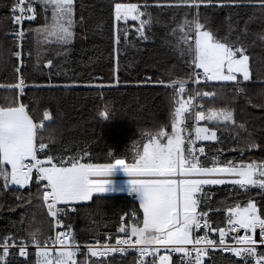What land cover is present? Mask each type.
Here are the masks:
<instances>
[{
  "label": "snow or ice",
  "instance_id": "snow-or-ice-1",
  "mask_svg": "<svg viewBox=\"0 0 264 264\" xmlns=\"http://www.w3.org/2000/svg\"><path fill=\"white\" fill-rule=\"evenodd\" d=\"M113 2L114 13L110 28L117 54L122 44L129 43L130 20L139 22V26L135 28L139 39L149 40L151 28L158 22L149 10L152 6L148 3L138 5L115 0ZM36 5L40 6L44 23L26 30L23 25L37 19ZM249 5L258 8L260 16L264 17V0H157V8L186 7L195 10L191 19L186 15L172 29L171 35L177 37L176 44L164 42L179 53L190 71L186 73L187 78L174 79L169 85H165L174 89L171 98L174 110L170 112L171 132L164 130L166 125L155 130H141V141L146 142H134L132 163L126 162L125 158H114L113 162L104 164L82 163L80 159L72 157L67 162L68 166H64L65 161L58 165L54 162V156L46 154L48 145L41 135L44 121H51L52 114L45 110L40 123H34V117L29 114L25 104L20 103L16 97H5L4 103L0 104V179L3 180V189H24L35 179L36 198L42 200L48 215L54 219L55 226L70 229L69 225H62L64 209L58 205L91 201L95 196H102L107 191L105 185L109 183L106 177L120 166L134 177L132 184L135 186L134 191L140 194L139 208L143 210L142 227L133 225L131 234L126 238H118L115 246L105 244L96 250L88 245V252L92 257H105L135 248L140 254L139 264H145L143 258L149 255L153 257L152 264H157V256L158 264H176L171 254L180 256V264H205L209 251L218 249L222 253L238 257L242 264H251V261L264 264V252L258 251L259 248H264V161L258 163L253 159L252 162L245 163L241 159L237 163L221 159L223 148H216L215 154L209 157L205 142L221 143L218 131H226L231 127L243 129L246 133H238L234 137L241 147L233 148L232 151H239L242 157L248 150L264 151V143L257 142L253 134L247 133L243 124L237 125L234 112L229 108L208 107L205 111L202 110L203 103H194L197 100H216L222 97L229 82L237 92L245 91L240 87L239 78L250 81L251 71L248 47L243 37L247 34L248 23L256 15L254 13L249 18L245 28L238 30L240 34L233 39L237 30L232 27L231 17L228 18V34L221 36L200 9ZM76 8V0H13L9 21L18 29L11 33L18 50L13 51L12 55L20 59L23 65V44L28 35H34L37 60L41 59V45L54 44L58 49L57 55L68 56L76 38L77 26L83 30L88 24L82 6L79 19L76 18ZM49 11L50 17L47 15ZM257 35L264 40V32ZM31 54L30 52L29 56ZM55 67L54 58H48L44 68L52 71ZM15 72L20 74L21 67H17ZM152 79L146 77L144 83L152 82ZM190 81L201 87H207L211 83L215 90L189 88ZM156 83L164 85L163 80H157ZM119 84L117 75L115 83L108 85L74 81L70 85L49 83L36 87L104 88L117 87ZM7 88L13 92L18 89L22 95L26 88L25 78L20 75L18 83L8 85ZM259 107L264 109V104ZM112 116L113 113L107 107L99 113L104 121H110ZM192 121L195 124L190 128ZM202 121L205 122L204 126H200ZM209 123L213 126H207ZM48 139L51 141V137ZM38 153L45 154L46 159H39ZM227 185L241 190L237 195H246V201H238L234 205H226L221 201V208L214 209L209 203L212 193L208 189ZM254 189L258 190L259 200L250 195ZM204 207L208 210L201 211ZM220 211L225 212L226 227L214 226L210 219L209 213ZM198 231H203L204 235H196ZM241 231L243 235L240 234ZM119 232L127 234L128 229L121 225ZM210 232L218 233V241L210 238ZM132 237H135L134 241ZM29 238L38 250V264H76L73 257L79 251V246L75 244V237L70 230L58 231L54 238L43 241L41 233L35 231L29 234ZM228 238L232 243H227ZM51 245L59 246L54 249L55 255L51 254ZM0 248V264H7L10 249L18 248L20 257L28 256V244L24 240L18 241L14 235L4 237ZM161 249L164 250V255H159ZM40 257L43 258L42 261Z\"/></svg>",
  "mask_w": 264,
  "mask_h": 264
},
{
  "label": "trees",
  "instance_id": "trees-1",
  "mask_svg": "<svg viewBox=\"0 0 264 264\" xmlns=\"http://www.w3.org/2000/svg\"><path fill=\"white\" fill-rule=\"evenodd\" d=\"M12 2L13 0H0V104L4 103L5 97L18 98L20 103L27 106L29 114L33 115L34 123L37 124L43 119L45 110L52 114L51 121H44L41 135L45 137L44 143L48 145L46 154L54 156L55 163L65 161L66 166L72 157L80 159L82 163L104 164L113 162L114 158H125L126 162L132 163L133 145L134 142L141 141V130H155L161 125H166L164 130L171 132L170 112L174 110L171 99L174 89L165 85H169L174 79L187 78L186 73L190 69L186 68L179 53L174 52L172 47L164 42L176 44L177 37L171 35L172 29L176 28L186 15L191 19L194 9L157 8V0H115L138 5L148 3L152 6L149 10L158 21L151 28L149 40L144 41L135 34L139 22L130 20L129 43L122 44L117 54L116 46L111 40L110 28L114 13L113 0H76V18L79 19L82 6L88 24L83 30L77 26L76 38L68 56L57 55L58 49L54 44L41 45V59L37 60L36 38L34 35H28L23 44L28 57L21 70L26 88L21 95L18 89L13 92L7 88L17 82L16 58L12 55L16 44L11 36L13 25L8 16ZM36 7L37 19L26 22V30L44 23L40 6ZM200 11L207 15L213 29H218L221 36L228 34V18L231 17L232 27L237 30L232 36L233 39L235 35L240 34L238 30L245 28L249 18L256 14L248 23L247 34L243 37L248 47L251 71L250 81H242V77L239 78L240 87L245 91L237 92L229 82L222 97L203 101L202 110L206 111L208 107L229 108L234 112L236 124H243L247 133L253 134L257 142L264 143V109L259 107L264 104V40L259 39L257 35L264 32V17L260 16L258 8L250 5L208 10L201 8ZM47 15L50 17L51 12ZM48 58H54L56 67L52 71L44 68ZM117 75L120 81L117 87H36L49 83L70 85L74 81L108 85L115 83ZM148 76L153 78L152 82L145 84V78ZM157 80H163L164 85L157 84ZM188 87L194 88L190 84ZM199 87L202 91L215 90L211 83L207 87ZM105 107L113 113L110 121L99 117ZM193 125L192 121L189 127ZM207 126L213 125L209 123ZM238 133L246 135L243 129L238 128L229 127L226 131H218L221 143L205 142L208 156L214 155L216 148H223L221 159L234 160L237 163L241 159L245 163H250L253 159L258 163L264 161V151L258 149L245 151L243 157L239 151H232L233 148L241 147L234 139ZM110 153L113 155H109ZM38 158L44 160L46 155L38 153ZM8 191L3 189V180L0 179V243L4 237L13 235L17 239L31 242L29 234L35 231L41 233L42 241L48 239L52 233V220L42 200L36 198L35 179L19 195L9 194ZM208 191L212 193L209 203L214 209L221 208V201L226 205H234L247 199L246 195H237L241 190L234 189L232 185L213 186ZM257 192L258 190L254 189L250 195L259 200ZM101 195L95 196L91 201L70 204L74 206V210L67 214L66 220L78 238L87 239L95 235L114 233L119 219L129 210H134L140 218L143 217L139 202L133 195L115 192ZM20 197L27 199L21 200ZM200 210L208 209L204 207ZM209 216L214 226L226 227L224 211L209 213ZM258 251L264 252V248H259ZM173 260L178 264L176 259ZM79 261L81 263L78 264H84V261ZM25 263L35 264L33 257ZM10 264L24 263L16 261ZM88 264H139V260L135 255L128 254L122 257H92ZM205 264L242 262L232 254L210 251L205 257Z\"/></svg>",
  "mask_w": 264,
  "mask_h": 264
},
{
  "label": "built area",
  "instance_id": "built-area-1",
  "mask_svg": "<svg viewBox=\"0 0 264 264\" xmlns=\"http://www.w3.org/2000/svg\"><path fill=\"white\" fill-rule=\"evenodd\" d=\"M8 16H10V15H8ZM23 28L26 29L25 24L23 25ZM16 30H18V29L14 28V26H13V32ZM16 50H18V49L16 48ZM27 57H28V54L24 51V48H23L22 49L23 65H21L20 59H17L15 57L16 58V68L21 67V70H22L23 66L25 65V59H27ZM20 75H21V73L20 74L16 73V76H17V82L16 83H18ZM148 77H150V76H148ZM189 84L192 87H199L198 85L192 84L191 81L189 82ZM194 103L199 104V103H203V101L197 100V101H194ZM193 123L195 124L194 121H193ZM28 187L29 186H27L26 188H28ZM26 188H24V189H26ZM24 189H21L20 193ZM19 194H17V195H19ZM58 207H61L64 209V215L62 216V225H69L70 226L69 222L66 220V216L68 213H70L74 210V206L70 205V204L69 205L61 204V205H58ZM45 209H46V206H45ZM46 211H47V209H46ZM51 220H52V233H51L49 238H54L56 235V232H58V231L59 232H66V231L70 230L72 232L73 236L75 237V244L79 246V251L76 253V255L74 257H77V258L80 257L81 259L85 260V262L87 264H88V260L90 258H92L91 253L88 252V248H87L88 245H92L94 247V249H96V250H98L102 245H105V244H110V245L115 246L116 240L118 238H126L127 235L131 234V227L133 225H138V226L142 227V220L139 217V215L137 214V212L134 210H129L127 213L122 215L121 218L119 219L116 231L114 233L106 234L104 236L95 235V236H91L87 239H80L76 236V234H75L74 230L71 228V226H70V229L63 227V226L57 227V226H55L54 219L51 218ZM121 225H123L124 227H126L128 229L127 234L119 232V228L121 227ZM240 234L243 235L244 234L243 231H241ZM196 235H204V232L198 231V232H196ZM209 236L211 239H214L217 241L219 239L218 233H211L210 232ZM132 239L134 241L135 237H132ZM17 240L18 241L24 240L28 244V256L27 257H20L18 248L10 249L9 250V256L6 258L7 264H10L11 262H16V261H20V262L26 264L25 261H27L31 257H33L35 264H38V256H37L38 250L35 247V245L32 242L26 241L25 239H17ZM71 242H72L71 238H69V243H71ZM227 243H232L230 238L227 239ZM42 247H43V244H42ZM57 247H59V246L58 245H51L50 251H51L52 255H55L54 249ZM125 247H127V246H125ZM210 251L220 252L218 249L217 250H210ZM0 254H2V248H0ZM128 254L135 255L138 258V260L141 259L139 251L135 248H128V250L124 253H112V254H109L108 256H105V257H93V258H106V257H110V256L122 257V256H125ZM164 254H165L164 250L161 249L159 255H164ZM226 254H230V253H226ZM171 255H173V259H176L178 264H180V256L178 254H171ZM42 259L43 258L40 257L41 261H42ZM143 259L145 260V264H152V261H153L152 256H150V255L145 256ZM155 259L158 262V256L155 257ZM251 264H255V261H251Z\"/></svg>",
  "mask_w": 264,
  "mask_h": 264
},
{
  "label": "rangeland",
  "instance_id": "rangeland-1",
  "mask_svg": "<svg viewBox=\"0 0 264 264\" xmlns=\"http://www.w3.org/2000/svg\"><path fill=\"white\" fill-rule=\"evenodd\" d=\"M4 15H1V17ZM6 16V15H5ZM205 124L203 122H200V126H204ZM59 165V164H58ZM68 166V165H66ZM128 177H132L130 176L122 167L117 166L113 171L112 174L109 177H106V179L109 181V183H107L105 185L108 193H127L130 195H133L139 202V193L137 191H134V185L132 184V180L134 178H128ZM20 190H16V189H11L8 191L9 194L12 195H17L20 193ZM105 192V193H106ZM73 203H82V202H73ZM143 211V210H142ZM141 220L143 221V217L141 218ZM73 259L76 261V264L81 263L82 260L84 261V264H87L85 262V260L81 259L80 257H73ZM158 264V262H157Z\"/></svg>",
  "mask_w": 264,
  "mask_h": 264
},
{
  "label": "bare ground",
  "instance_id": "bare-ground-1",
  "mask_svg": "<svg viewBox=\"0 0 264 264\" xmlns=\"http://www.w3.org/2000/svg\"><path fill=\"white\" fill-rule=\"evenodd\" d=\"M204 104V103H203ZM128 178H134V177H128Z\"/></svg>",
  "mask_w": 264,
  "mask_h": 264
},
{
  "label": "crops",
  "instance_id": "crops-1",
  "mask_svg": "<svg viewBox=\"0 0 264 264\" xmlns=\"http://www.w3.org/2000/svg\"><path fill=\"white\" fill-rule=\"evenodd\" d=\"M71 204H73V203H71Z\"/></svg>",
  "mask_w": 264,
  "mask_h": 264
}]
</instances>
